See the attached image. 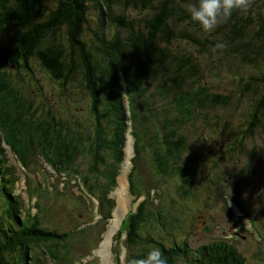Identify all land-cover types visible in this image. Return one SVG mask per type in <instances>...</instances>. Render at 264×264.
<instances>
[{
  "label": "trees",
  "instance_id": "16d2710c",
  "mask_svg": "<svg viewBox=\"0 0 264 264\" xmlns=\"http://www.w3.org/2000/svg\"><path fill=\"white\" fill-rule=\"evenodd\" d=\"M188 2L190 0H0V39L11 34L15 41V45L6 54L14 57L13 62L19 64L22 71L30 74L29 80L36 84L34 89L27 86V94L20 95L18 102L22 104L21 107L27 104L28 110L32 107L37 110L42 106L36 105L39 86L29 66V61L34 60L43 73L55 82L52 85L54 92L57 93L62 88L67 94H63L60 99L74 101L69 96L72 93L68 87H76L73 83L80 82V87L88 96L90 105L88 104L87 110L91 112V120L85 132L89 137H103L105 141L101 152L104 158L100 155V160L107 159L110 152L111 157L118 152V156L110 157L108 162L100 165H103L100 192L95 189V182L88 175H82L81 184L79 181L74 182L79 184L81 196L87 197L85 188L90 187L91 191L94 189L93 192H88L90 202H96V212L105 220V214L110 212L108 203L111 200L108 199V194L115 188L118 165L123 157L121 149L127 132V122L134 139L133 164L127 175L128 189L132 188L131 176L138 172L137 164L139 165L143 157L140 140L150 136L155 156L152 163L168 166L169 160H172L173 168L171 167L170 172H176L166 173L167 168H164L166 172H159L160 176H157L151 170L152 174L148 173L154 180L152 186L159 190L162 183L160 178L166 175L173 177L174 182L178 183L177 189L185 197L188 196V182L189 185L192 184L195 173L191 163L196 160L194 157L199 159L196 145L200 141L198 138L196 141L190 140L191 130L198 129L200 115L204 118L206 116L203 112L206 113L216 106H227L230 101L227 95L212 93L205 82V71L211 73V77L216 76L211 71L212 68L217 70L223 67L231 71L232 65L226 66L221 61L237 60L256 71L248 77L249 82L241 87L242 98L248 100L252 96L249 100L252 101L249 103L244 129L239 131L241 139L234 141V145L229 143L228 152H235L239 146L241 151L242 137L252 136L254 130L264 121V17L256 11L254 3L248 0L246 11H234L214 31L206 33L189 20L185 10ZM129 9L144 11L149 15L137 21L127 19L124 12ZM110 23L120 28L113 36L108 32ZM120 31L125 32L126 36L122 37ZM180 41L195 48L198 53L208 55L210 52H217L218 55L211 60L212 65L202 68L200 62L187 52L186 47L178 44L174 47V43ZM217 42L223 43L225 47L214 49L213 45ZM214 62L218 65L215 66ZM0 76L1 100L2 92L12 82V77L3 72ZM124 96L127 99V109L123 105ZM164 102L166 107L162 106ZM25 110L26 108L23 111ZM5 114H0V136L5 140L4 144L9 145L13 160L24 168L25 174L35 170V163L40 159L45 164L48 162L56 174L72 176L74 170L72 173L61 165L62 158L75 162L82 157L76 141L80 134L76 128L79 126L78 120L70 118L72 124L65 127L66 134L61 136L62 132L57 127L60 119L52 115L50 124L44 131H41L44 126L37 128L39 132L37 131L36 136L41 135L43 141H39L37 147L31 141V145L22 150L12 146L10 140L13 142L20 133H26L27 128L22 129L20 118L14 120L11 115ZM227 136H231V133ZM52 142L58 146V158L50 150ZM42 143L48 147V151L39 149L38 146ZM3 152L4 149L0 146V170L6 162ZM85 157L86 155L84 160ZM183 157L187 161L185 164L181 160ZM160 159H164V163ZM85 167L89 169L88 174L93 173L92 166ZM7 168L0 177L4 182L0 189V198L11 201L8 190L13 187L14 180L12 176L5 178L4 174L11 171ZM227 175L229 181L233 179L232 175ZM25 177L29 180V176ZM237 180L243 182V171ZM96 183L98 184L97 181ZM215 183L218 181L211 182L214 190H217L218 185ZM155 194L139 190L138 197L133 199L134 203L141 197L143 199L125 215L116 233L118 238L113 242L116 244L114 246L120 247L122 242H126L124 246L126 253L130 254L129 258L138 255L139 246L141 255L136 257L143 256L151 247H159L167 259V264H180L181 259L183 264L190 263L186 256L190 249L186 243L179 247L172 240L170 246H165L162 241H158L156 232L155 235L143 233L146 231L144 226L158 218H165L161 203L156 205L157 209L150 206L153 200L159 201V191L156 196ZM153 196L156 198L153 199ZM105 206L107 211L103 213L102 207ZM8 207L11 212H0V264H68L71 261L72 252L67 242L69 238L72 239V233H59L48 228L43 221L42 225L41 214L38 216L35 213V223L29 224L18 219L16 208H13L16 207L14 202ZM43 208L42 205L41 213ZM12 225L18 229L20 235L9 228ZM85 230L75 228L74 231L78 233ZM85 233L87 234H82ZM122 234H125L123 240ZM58 240L63 244L54 246ZM233 249L231 245L214 242L193 252H197L199 257H208L207 263L203 262L205 264H245L244 258H240L239 252ZM40 257L46 263H41ZM195 262L200 263L198 260Z\"/></svg>",
  "mask_w": 264,
  "mask_h": 264
},
{
  "label": "rangeland",
  "instance_id": "374dc122",
  "mask_svg": "<svg viewBox=\"0 0 264 264\" xmlns=\"http://www.w3.org/2000/svg\"><path fill=\"white\" fill-rule=\"evenodd\" d=\"M250 1L254 3L256 11L258 10L264 17V0ZM124 13L127 19L134 21L149 15L147 12H138L132 9ZM92 15L95 17L93 13ZM109 25V35L117 34L118 29H120L118 25L111 23ZM139 29H141L140 26ZM120 35L125 37L126 33L120 31ZM177 44L186 47L187 52L200 62L202 68L207 67L208 64L212 65L211 60L218 55L217 52H210L208 55L198 53L195 48L189 47L181 41L174 43V47ZM13 45H15V41L11 34L0 39V74L3 72L12 77V82H9L8 87L2 92L0 114L1 116L5 113L11 115V119L14 118V120L20 118L22 129L27 128V132L20 133L13 142L10 140L11 145L23 150L27 148V145H31L32 141V144L35 143V147H37L39 141H43L40 138L41 135L36 136L37 131L39 132L37 128L44 126L43 129L41 128V131H44L49 126V120L52 119V115L56 119H60L57 127L62 132V134L60 132L61 136H65V127L72 124L70 118H74L76 119L75 121L78 120L79 122V126L76 128L80 134L77 136L76 141L82 157L75 162L62 158L63 165L61 167L68 168L72 173L74 170L72 176H64L63 173L56 174L54 168L48 162L45 164L40 159L35 163V170L25 174L23 172L24 168L22 167V170L14 162L9 145L4 144L5 140L3 141L2 136H0V146L4 149L2 154L6 160L2 170H0V177L6 172L4 171L5 168L8 167L11 171H8L5 178L12 176L14 180L12 182L13 187L8 190L9 200L11 201L0 198V212H11V208L8 206L11 202H14L16 207L13 208H16L18 219L33 224L36 221L33 215L35 213L38 216L41 214V223L42 221L43 223L46 222L48 228L67 235L72 233V239L70 240L69 238L67 242L72 252V258L68 264H79V262L82 264H125V258L130 256V254L126 253L124 246L126 242H122L120 247L114 246L116 244L113 242L118 238L116 233L125 215L143 199L141 197L135 202L136 204L134 203L133 199L139 194V190H147L151 195L157 194L159 191V201L158 199L157 202L153 200L150 206L157 209L156 205L161 203L164 208L165 218L163 220L158 218L144 226L146 231H143V233L156 234L155 236H159L158 241H162L165 246H170L172 240L177 242L179 247L182 246V243H186L190 249L186 255L190 261L187 264H205L203 262L208 261L209 258L204 255L199 257L197 252L195 254L193 251H200L201 247L203 248L214 242L233 246V250L239 252L240 258H244L245 264H264V121L261 126L254 130L252 136L242 137L240 145L243 148V152L242 148L239 151V145L235 152H228L229 143L234 145V141L241 139V132L239 131L244 129V121L250 109L249 103L252 101L249 100L252 96L247 100L242 98L240 92L245 82H249L248 77L256 72L254 68L243 65L237 60H223L221 62L224 65H232L231 71L223 67L217 70L212 68L211 71L216 74L214 77H211V73L204 72L205 82L210 91L219 95H227L230 97V101L227 106H216L207 110L206 113L203 112L206 116L204 118L200 115L197 123L198 129L191 130L190 140L195 139L196 141V138L200 139L196 145L197 150H199V159L197 160V157H194L196 160L191 163L193 165L192 168H195V173L192 184L189 185L190 182H188L189 194L187 197L184 196L185 194L181 190L177 189L176 185L178 183L174 182L173 177H166V175L162 178L159 177L161 179L160 182H162L159 190L152 186L154 180L151 170L157 176H160L159 172H166L164 168H167L166 173L176 174V172H170L173 168L172 160H169L168 166L158 162L156 165L152 163L155 156L153 153V141L150 136L140 140L139 146L143 152V157L139 161V165L137 164L138 172L140 173L135 172L131 176L132 188L131 190L130 188L128 189L127 175L130 173L133 164L134 139L132 137L133 133H131L129 128L130 124L129 122L126 123L127 132L124 135V143L121 149L123 157L118 165L119 171L115 179V188L111 189L108 194V199L111 200L108 203L110 212L105 214V218H107L105 220L96 212V202L93 200L90 202L89 193L93 192L94 189L91 191L90 187L85 188L87 197H84L79 192V184L74 183L79 181L81 184L82 175L86 177L88 175L95 182L92 185L94 184L95 189L100 192L101 189L99 188L102 182L100 181L102 180L100 173H103V165H100L108 162L107 159L111 157L110 152L109 156L106 154L108 156L107 159L104 161L100 160L105 142L103 137L95 139L94 137H89L85 132L91 120V112L87 110L89 104L88 96L83 88L80 87V82L76 81L73 86H78L79 88L68 87L70 93H72L69 96L74 101H67L65 98L60 99L63 94H67L63 92L62 88L57 89V93L54 92L55 88L52 85L55 82L51 81L49 76L43 73L34 60H30V71L33 72L32 76L37 79L39 86L36 105L40 104L42 106L37 110L35 107L28 110L26 104L22 108V104L18 102L20 95L27 94V86L33 88L36 84L29 80L30 74L22 71L18 67L19 64L13 62L15 61L14 57L6 54ZM214 65H218L217 62H214ZM123 99L124 108L127 109V99L125 96ZM162 106L166 107L165 102ZM25 108L26 110L23 111ZM126 114L128 115V112ZM206 123L209 125L206 126ZM215 123L216 125L214 126ZM95 130L97 131V128ZM229 132L231 136H227ZM159 137H161V133H159ZM128 146L131 149L128 154V156L130 155L129 157H127L126 151ZM38 147L48 151V147L43 146V143ZM57 147L55 142L51 143L50 150L56 158L59 157L56 150ZM90 151L92 152L90 153ZM85 155L87 157H85L86 160L83 159ZM116 155L118 156V152L114 153L111 158L116 157ZM184 158L181 160L185 164L187 161ZM160 162L164 163V159L162 161L160 159ZM85 163L88 166H92L93 173L88 174L89 169L85 167ZM61 167L58 166L59 169ZM241 171H243L244 177L242 183L237 180ZM227 174L232 175L233 179L229 181ZM25 175L29 176V180L26 179ZM220 177L221 179L219 180ZM213 180L218 181V183H215V185H218L217 190H214V184H211ZM3 184L4 182L0 178V189H2ZM88 186L90 185L88 184ZM81 193L83 194L84 192ZM155 196H153V199L156 198ZM28 204L32 208L31 210L26 209ZM42 205L44 208L41 213ZM105 211H107L106 206L102 207V212L104 213ZM115 215H118L117 229L116 226L113 227ZM9 228L20 235L15 226L12 225ZM75 228L76 230L81 228L86 230L76 233L77 231H74ZM114 228L116 230L113 231L114 233L108 245L106 244L108 243V233ZM84 232H87V234H82ZM124 238L125 234H122L121 239L123 240ZM103 243V249H100ZM61 244L63 243L58 240L54 243V246H60ZM139 248L136 256L141 255ZM39 259L40 262H45L41 257ZM168 259L172 260L171 258ZM196 260L200 261V263H196ZM180 264H183L182 259Z\"/></svg>",
  "mask_w": 264,
  "mask_h": 264
},
{
  "label": "clouds",
  "instance_id": "9594fccd",
  "mask_svg": "<svg viewBox=\"0 0 264 264\" xmlns=\"http://www.w3.org/2000/svg\"><path fill=\"white\" fill-rule=\"evenodd\" d=\"M248 0H190L185 5L189 20L198 25L202 32L214 31L217 25L228 19L234 11H246ZM225 45L217 42L214 49H223ZM125 264H167L159 247H151L143 256L127 257Z\"/></svg>",
  "mask_w": 264,
  "mask_h": 264
},
{
  "label": "bare ground",
  "instance_id": "6f19581e",
  "mask_svg": "<svg viewBox=\"0 0 264 264\" xmlns=\"http://www.w3.org/2000/svg\"><path fill=\"white\" fill-rule=\"evenodd\" d=\"M130 150H131V149H129V146H128V147H127V150H126V151H127V157L130 156V155L128 156ZM126 151H125V152H126ZM127 160H128V158H127ZM121 186H122V185H121ZM124 186H125V185H124ZM121 188H122V187H121ZM121 203H122V202H121ZM119 204H120V202H119ZM139 207H140V206H139ZM118 208L120 209V207H118ZM119 209H118V211H119ZM122 212H123V211H122ZM117 214H119V213H117ZM117 221H118V215H117V216L115 215V222H114L115 224L113 225V227L116 226V229H117V226H118V225H117ZM116 229L114 228V230L111 229V230L109 231V233H108L109 236H108V238H107L108 243H106V244L109 245V242H110L111 236H112L113 233H114L113 231H115ZM106 244H105V247H106ZM103 246H104V243L101 245V248H100V249H103ZM100 251H101V250H100Z\"/></svg>",
  "mask_w": 264,
  "mask_h": 264
}]
</instances>
